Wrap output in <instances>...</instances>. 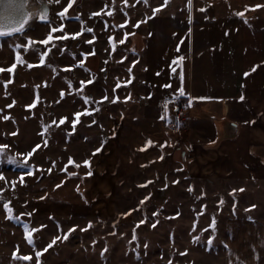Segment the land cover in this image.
Returning a JSON list of instances; mask_svg holds the SVG:
<instances>
[{
	"label": "rangeland",
	"instance_id": "rangeland-1",
	"mask_svg": "<svg viewBox=\"0 0 264 264\" xmlns=\"http://www.w3.org/2000/svg\"><path fill=\"white\" fill-rule=\"evenodd\" d=\"M31 3L38 5L39 14L48 9L51 23L41 21L38 14L25 25L23 34L0 36V68L4 69L0 72V145H9L0 149V189H4L0 193V264L219 263L217 247L225 231L224 218L230 215L225 210L228 197L217 205L211 197L197 195L196 189L186 193L184 184L180 188L174 183L165 194L163 172L155 175L157 166L152 162L141 164L154 159L153 155L143 157L111 193H102L95 178L85 180L88 169L83 162L120 119L145 109L148 101L140 103L148 91L145 68L156 67L154 62L163 58L167 20L195 16L201 4L213 6L220 16L226 15V8H235L258 17L264 14L261 7L252 11L250 5L262 6L264 0H192V12L188 0H127L126 4L124 0H75L64 19L57 13L68 0ZM62 23L63 32L81 34L61 38V31H51ZM49 34L48 44L38 43ZM29 37L34 43L26 49ZM45 51V63L40 64ZM17 52L23 62L17 60ZM73 64L75 68L66 67ZM90 78L94 83L86 85L85 94L99 103L86 105L76 89L80 81ZM103 96L109 99L101 101ZM89 106L99 111L83 114ZM76 112L82 114L73 131ZM5 115L8 120L3 119ZM62 117H67L63 124H51ZM29 152L33 153L29 167H23L24 156L18 153ZM8 157H15L17 163ZM70 159L75 163H69ZM9 201L12 211L4 207ZM28 212L31 216L20 215ZM140 221L146 222L137 227ZM218 223L221 226L216 228ZM134 229L136 240L132 239ZM25 255L30 260H23Z\"/></svg>",
	"mask_w": 264,
	"mask_h": 264
},
{
	"label": "crops",
	"instance_id": "crops-1",
	"mask_svg": "<svg viewBox=\"0 0 264 264\" xmlns=\"http://www.w3.org/2000/svg\"><path fill=\"white\" fill-rule=\"evenodd\" d=\"M195 11L167 20L163 58L145 68V109L111 128L84 178L111 193L153 155L141 164L163 172L165 194L174 183L217 205L228 197L215 264H264V14L226 8L220 16L205 4Z\"/></svg>",
	"mask_w": 264,
	"mask_h": 264
},
{
	"label": "snow or ice",
	"instance_id": "snow-or-ice-1",
	"mask_svg": "<svg viewBox=\"0 0 264 264\" xmlns=\"http://www.w3.org/2000/svg\"><path fill=\"white\" fill-rule=\"evenodd\" d=\"M56 3H59L60 0H55ZM145 3L148 2V0H144ZM26 3V0H0V36H8V35H12L13 33H21L23 34V32L25 31V25L29 22V19L31 17V14L30 13H27L25 11H23V8H24V5ZM73 3H75V0H68V3H67V6L63 7L61 11H59L57 13V15L61 18V19H64L66 17V14L68 13V10L73 6ZM124 3L126 4L127 3V0H124ZM252 7V6H250ZM254 7H262L261 5H255ZM159 9H156V11H158ZM188 10L191 12L192 10V0H188ZM202 11L204 9H201ZM95 15V13L93 14ZM153 15H155V11L153 12ZM236 15L238 16H243L244 15V12L241 11V12H237ZM39 19L41 21H45L46 23H51L50 19H49V16H48V9H44L40 14H39ZM7 21L8 23L5 24L4 22ZM127 23V21H126ZM134 26H138V25H134ZM65 28V25L62 23L60 26H59V29L57 27H52L51 31L52 32H56V31H61L63 34L61 36V38H66L68 35H74V36H79L81 33L80 32H76L74 34H71V33H67V32H63V29ZM87 31L91 32L93 31L92 29H87ZM190 31V29H189ZM129 35V33H126L125 36ZM52 39V36L51 34H49L48 38L43 40V41H38V43H43V44H48L49 40ZM110 39H113L112 37H110ZM125 41L124 40H121L120 43H124ZM33 40L31 37L28 38V43L27 45H25V48H30L31 45L33 44ZM15 47L19 48V45H16ZM50 50V49H49ZM47 51H45L44 53H42L41 55V58L39 59V63L40 64H44L45 63V57L47 56ZM85 57L88 55L87 53L84 54ZM126 58V57H125ZM125 58H122V59H125ZM179 60H183L184 57H178ZM17 60L19 62H23L20 60V53L17 52ZM79 63L82 65L84 63L83 60H80ZM29 67H32L31 64L28 65ZM50 66V65H49ZM16 65L13 64L12 65V68H15ZM66 67H71V68H75L76 65L73 64V65H70V66H66ZM87 70V69H86ZM255 70V69H253ZM4 71L3 68H0V72ZM173 71H175V69H173ZM247 75V73L245 74ZM182 78V77H181ZM7 83V82H6ZM47 82H45L46 84ZM94 83V78H90L88 80H82L80 81V85H79V88L76 89V91L81 95V98L82 100L84 101V103L86 105H90V102L91 103H99L98 101H94L93 100V97H91L90 95H87L85 94V89H86V85H89V84H92ZM6 86V85H5ZM118 86V85H117ZM38 87V86H37ZM69 87H72V84L71 82H69ZM165 87H169V85H165ZM178 92L183 95L184 94V90L183 88L181 87L180 89H178ZM61 97H63L65 95V90L62 89L61 90V93H60ZM101 101H104V100H108L109 98L107 96H103L100 98ZM115 99H118V97H116ZM241 100L244 99L243 96L240 97ZM190 103V101H189ZM12 105H8V107H11ZM29 107H31V105H29ZM164 107H165V110H167V102H165L164 104ZM94 111H99L98 108H93L91 106L89 107H86L83 109V114H88V115H91L92 112ZM81 112H76L74 113V116L76 117V119H74L73 121H71V123L73 124V131L75 130V124L78 122V119L79 117L81 116ZM164 117H162L163 119ZM3 119L5 120H8L9 119V116L5 115L3 117ZM65 120H67V117H62L59 119V121L57 120H53L51 121V124L52 125H55V126H58L59 124H63L65 122ZM96 121L93 120L92 123H95ZM47 127V126H46ZM113 135H115V133L113 132ZM46 141H45V145H46ZM149 143H151V141H149ZM9 145L5 144V145H0V149H6L8 148ZM37 148L39 147V145L36 146ZM102 147V145H101ZM35 149H33L34 151ZM96 152H99L101 151V148H97L95 150ZM33 153L32 152H29L27 153L26 155L25 154H19L18 155H23L24 156V162L22 164L23 167H29L27 161L29 159V157L32 155ZM9 159V162L11 163H17L15 157H8ZM54 163V162H53ZM69 163H72L74 164L75 161L70 159L69 160ZM85 165H89L90 166V161L88 160H85L83 162ZM76 167H79V165H76ZM66 170V169H65ZM48 171H51V169H48ZM25 174H31V173H25ZM86 175L90 176L92 175V172L89 171L86 173ZM0 178H3L2 175H0ZM21 181L23 182V177H21ZM14 187V185H13ZM57 187H60V185H57ZM79 190V189H77ZM243 189H241L242 191ZM4 191V189H0V193H2ZM234 192L236 190H233ZM147 199V197H146ZM10 201L9 202H5L4 203V207L6 210L8 211H12V209L10 208ZM27 203V202H25ZM252 207H255L254 205ZM21 216H24V215H27V216H31V212H28V213H21L20 214ZM10 219H15L16 217H9ZM146 221H140L138 222L137 224V227L139 226V223H145ZM215 220H213V224H212V227L213 229L215 230ZM24 227L27 229L28 228V225L25 224ZM43 227V226H41ZM88 227H91V222H89V225ZM153 227H155V224H153ZM73 229H70L69 231L71 232ZM33 231H35V229H33ZM65 239L67 238V236L64 237ZM56 239H59V237H57ZM132 239L133 240H136L137 239V236L135 234V229L133 230V236H132ZM212 240L213 238H209V241L208 243L211 244L212 243ZM31 242V240L29 241ZM52 243L54 244L55 243V239L52 241ZM95 243V242H94ZM48 247H51V244L48 245ZM144 247L146 248L147 247V244L145 243L144 244ZM46 250V249H45ZM103 251H107V249L105 248ZM15 255V253H14ZM37 256H39V252L36 253ZM23 260L27 261V260H30V256L29 255H25L22 257Z\"/></svg>",
	"mask_w": 264,
	"mask_h": 264
},
{
	"label": "bare ground",
	"instance_id": "bare-ground-1",
	"mask_svg": "<svg viewBox=\"0 0 264 264\" xmlns=\"http://www.w3.org/2000/svg\"><path fill=\"white\" fill-rule=\"evenodd\" d=\"M23 11L31 14V17H30L29 22L27 24L32 22V20L34 21L38 17V14H39L38 5H34V3H31V0H26ZM4 23L7 24L8 22L5 21Z\"/></svg>",
	"mask_w": 264,
	"mask_h": 264
},
{
	"label": "trees",
	"instance_id": "trees-1",
	"mask_svg": "<svg viewBox=\"0 0 264 264\" xmlns=\"http://www.w3.org/2000/svg\"><path fill=\"white\" fill-rule=\"evenodd\" d=\"M176 108L180 110L182 108V103L177 102Z\"/></svg>",
	"mask_w": 264,
	"mask_h": 264
}]
</instances>
